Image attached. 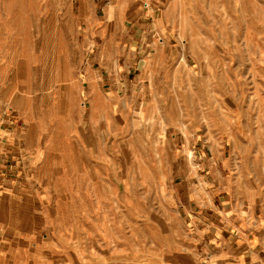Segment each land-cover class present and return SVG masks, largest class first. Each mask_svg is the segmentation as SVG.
I'll return each instance as SVG.
<instances>
[{"label": "rangeland", "instance_id": "1", "mask_svg": "<svg viewBox=\"0 0 264 264\" xmlns=\"http://www.w3.org/2000/svg\"><path fill=\"white\" fill-rule=\"evenodd\" d=\"M0 112L49 264H235L242 222L264 249V0H0Z\"/></svg>", "mask_w": 264, "mask_h": 264}, {"label": "crops", "instance_id": "2", "mask_svg": "<svg viewBox=\"0 0 264 264\" xmlns=\"http://www.w3.org/2000/svg\"><path fill=\"white\" fill-rule=\"evenodd\" d=\"M93 16L94 14L91 16L92 20L95 19ZM99 116L103 117V114ZM14 130L3 127L2 121L0 122V264H49L50 259L52 258L54 262L53 258H57V255L45 254L43 257L44 253L41 250L43 248L52 250V244L47 246L52 234L48 232L42 239L37 235L51 229L47 222L51 204L49 197L40 188L33 186L34 179L30 178L24 160H20L18 155H11L19 148L21 141L19 135L15 136L17 133H14ZM209 194H212V191H209ZM213 206L214 202L211 200V205H204V208H207L206 215L199 214L201 211L196 216L193 215V228L202 239L203 235L209 238L207 235L211 231L209 228L215 226L217 228L215 231L218 232L213 233L212 238L218 248L222 249L224 243L221 235H228L227 229L237 225V218L232 215L229 208L218 210L220 215H216ZM237 230L242 231L240 240L247 248L243 256L235 257V264H264V249L259 251L257 246L251 247L248 242L250 233L255 231L251 232L252 228L246 222H242ZM243 233H247L245 238ZM256 240L258 244L264 243V233ZM40 253L43 255L39 256Z\"/></svg>", "mask_w": 264, "mask_h": 264}, {"label": "built area", "instance_id": "3", "mask_svg": "<svg viewBox=\"0 0 264 264\" xmlns=\"http://www.w3.org/2000/svg\"><path fill=\"white\" fill-rule=\"evenodd\" d=\"M143 7H144L145 9H148V8H149V5L146 4V3H144V4H143Z\"/></svg>", "mask_w": 264, "mask_h": 264}]
</instances>
